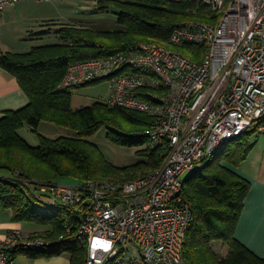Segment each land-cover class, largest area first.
Returning a JSON list of instances; mask_svg holds the SVG:
<instances>
[{
	"label": "trees",
	"instance_id": "trees-1",
	"mask_svg": "<svg viewBox=\"0 0 264 264\" xmlns=\"http://www.w3.org/2000/svg\"><path fill=\"white\" fill-rule=\"evenodd\" d=\"M230 1L226 0V4ZM100 3L101 11L107 9L105 3L119 8L118 21L126 27L124 32L95 33L63 27L58 44L0 57V65L17 79L29 98L26 107L5 112L0 118V207L13 212L14 222L48 228L39 237L31 238L47 241L45 249L16 248L13 258L18 253L32 258L69 254L71 264H86L87 243L78 239L77 234L88 205L76 208L53 201L40 193L39 187L63 184L67 179L81 184L110 178L133 181L160 168L166 155L164 148L151 147L147 132L153 125V117L111 108L105 102L74 108V90L101 82L61 89L69 66L110 57L141 44L168 45L176 27L190 22L217 25L223 12L215 10L210 0H102ZM172 48L192 62H200L206 54L203 46ZM42 123L56 125L75 135L46 138L38 133ZM25 127L37 136V146L20 135ZM103 127L109 130L108 138L113 143L138 149L137 165L120 169L105 158L90 141ZM254 132L224 145L185 180L183 198L192 211L183 246L186 264H264V258L256 256L236 238L251 189V182L238 168L254 149L249 139ZM215 242L228 248L227 257L214 251Z\"/></svg>",
	"mask_w": 264,
	"mask_h": 264
},
{
	"label": "built area",
	"instance_id": "built-area-1",
	"mask_svg": "<svg viewBox=\"0 0 264 264\" xmlns=\"http://www.w3.org/2000/svg\"><path fill=\"white\" fill-rule=\"evenodd\" d=\"M21 1L0 0V14ZM210 2L223 11L217 25L182 24L169 46L141 44L74 63L60 84L72 89L107 82L105 103L153 117L151 147L164 148L166 154L160 168L131 182L39 187L53 201L88 205L77 234L87 243L86 264L116 261L127 245L137 249L140 264H186L183 246L192 211L183 198V176L242 135H264V0ZM187 45L205 47V57L192 62L172 48ZM106 242H111L108 251ZM47 245L13 231L0 239V264H15L16 248L40 251Z\"/></svg>",
	"mask_w": 264,
	"mask_h": 264
},
{
	"label": "crops",
	"instance_id": "crops-1",
	"mask_svg": "<svg viewBox=\"0 0 264 264\" xmlns=\"http://www.w3.org/2000/svg\"><path fill=\"white\" fill-rule=\"evenodd\" d=\"M63 4L65 5L64 0H22L15 6L7 7L0 14V57L6 53L26 54L35 47L54 45L46 43L53 38L60 40V29L80 27L79 22H72L74 17ZM73 14L75 16V13ZM28 104L29 98L17 79L0 65V118L5 112L20 110ZM82 105L85 104L75 103L73 97L74 108ZM38 133L49 139L69 135L67 130L50 123H42ZM20 135L32 146L39 144L38 138L34 139L36 135L30 128L22 129ZM13 231H20L24 236L34 238L43 233L44 228L32 223L14 222L13 212L0 207V239H6ZM236 238L256 256L264 258L263 181L251 182V189L236 230ZM213 249L221 257H227L229 253L228 248L221 242L213 243ZM14 261L15 264H71V256L63 254L51 258H32L26 253H18Z\"/></svg>",
	"mask_w": 264,
	"mask_h": 264
},
{
	"label": "rangeland",
	"instance_id": "rangeland-1",
	"mask_svg": "<svg viewBox=\"0 0 264 264\" xmlns=\"http://www.w3.org/2000/svg\"><path fill=\"white\" fill-rule=\"evenodd\" d=\"M101 1L102 0H64L65 5H63L67 8V10H69L70 15L74 17L71 19L72 22L76 21L81 24L80 27H77L79 29L91 30L95 33L124 32L126 27L120 24L118 21L119 8L115 7L113 4L105 3L107 9L105 11H101ZM72 13H75V16L74 14L72 15ZM59 42V39L53 38L52 41H49L46 44H56ZM73 97L75 103L80 104L105 102L110 97L109 84L107 82H101L96 85L76 89L74 90ZM26 128L29 129V127ZM67 132L69 134L68 136L75 135L73 132L68 130ZM108 133L109 130L106 127H103L92 138H90V141L100 149L105 158L115 167L126 169L137 165L140 161V158L137 155L138 149L123 147L113 143L112 140L108 138ZM148 133L149 132H147V134ZM34 139L37 140V137L35 136ZM249 139L250 142L254 144V149L249 154L248 159L240 165L238 171L251 182H264V135L254 132L250 134ZM144 148H141V150ZM189 176V174H185L183 176L184 180H186ZM106 181L122 182L120 179L111 178L107 179ZM63 184L79 185L81 183L67 179ZM43 228L44 231L48 230L46 227ZM125 249L126 252L122 254L116 261L123 260V264H139L137 261V249L131 247L130 245H127Z\"/></svg>",
	"mask_w": 264,
	"mask_h": 264
},
{
	"label": "clouds",
	"instance_id": "clouds-1",
	"mask_svg": "<svg viewBox=\"0 0 264 264\" xmlns=\"http://www.w3.org/2000/svg\"><path fill=\"white\" fill-rule=\"evenodd\" d=\"M107 247L104 248V251H108V249L111 247V242H106ZM93 247H95V243L93 244Z\"/></svg>",
	"mask_w": 264,
	"mask_h": 264
}]
</instances>
